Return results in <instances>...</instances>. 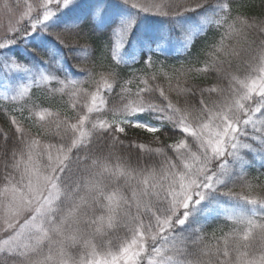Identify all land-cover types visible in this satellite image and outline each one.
<instances>
[{"label": "snow or ice", "instance_id": "6c2138e0", "mask_svg": "<svg viewBox=\"0 0 264 264\" xmlns=\"http://www.w3.org/2000/svg\"><path fill=\"white\" fill-rule=\"evenodd\" d=\"M251 7L0 0V264H264Z\"/></svg>", "mask_w": 264, "mask_h": 264}, {"label": "trees", "instance_id": "16d2710c", "mask_svg": "<svg viewBox=\"0 0 264 264\" xmlns=\"http://www.w3.org/2000/svg\"><path fill=\"white\" fill-rule=\"evenodd\" d=\"M249 2L253 5V7L248 9L249 14L259 17L261 15V12L264 11V0H249ZM211 39H212L211 36H209V43L211 42ZM181 60H183V58H181ZM168 63L175 64L177 67H179V62L176 60L168 61ZM130 135H132V133H130ZM141 135L145 138L150 137V134L148 133H141Z\"/></svg>", "mask_w": 264, "mask_h": 264}]
</instances>
